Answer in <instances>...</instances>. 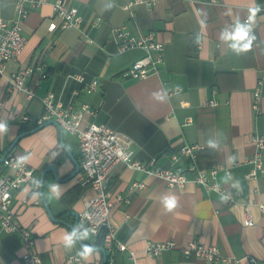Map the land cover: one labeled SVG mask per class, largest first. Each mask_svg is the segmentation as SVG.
Segmentation results:
<instances>
[{"label": "crops", "instance_id": "obj_1", "mask_svg": "<svg viewBox=\"0 0 264 264\" xmlns=\"http://www.w3.org/2000/svg\"><path fill=\"white\" fill-rule=\"evenodd\" d=\"M54 1L28 6L22 29L26 45L16 60L6 64V74L26 66L41 67L26 78L37 96L28 99L11 90L6 78H0V123L7 124V131L0 133V152H6L23 123L37 122L44 112L40 98L49 92L71 109L89 104L94 112L85 114L84 124L99 121L130 135L136 159L156 157L158 165L168 166L173 152L186 144H201L198 161L202 167L222 165L230 169V173L220 169L216 181L232 193L234 200L192 182L183 188H170L155 176L116 163L108 181L114 200L111 222L117 228L118 240L128 248L120 251L118 262L133 264L129 255L134 251L135 264H207L179 249L163 251L159 257L144 253L148 242L174 239L179 244L198 240L217 245L220 254L230 258L219 264H264V211L259 208L264 202V171L254 178L247 176L253 169L249 159L256 151L252 135L264 138V83L258 106H253L254 90L264 77V0H145L128 10L124 5L132 0H69L84 20L79 27L68 29H61ZM15 3L17 0H0L1 18H16ZM254 8L259 11L253 21V46L236 55L220 40V32L237 19L247 22ZM97 18L99 24L92 26ZM121 25L135 36L153 31L164 43V62L158 74L138 79L122 76L144 51H119L113 30ZM77 73L86 81L99 79L100 85L87 93L83 83L71 77ZM156 94L164 99H157ZM212 100L215 104L209 103ZM24 115L30 119L23 120ZM59 135V127L47 124L22 136L11 153L27 156L37 175L54 163L65 178L75 164ZM62 136L80 161L79 135L63 129ZM209 139L218 147H209ZM134 182L144 185L132 190ZM78 183V174L59 181L51 172L45 175L44 199L64 222L51 218L41 197L32 198V186L14 193L11 205L16 220L32 229L42 264H68L67 255L80 250L79 243L65 248L63 239L71 230L67 223L75 221L70 212H81L85 200L94 194L91 188H82L68 209L62 197ZM49 184L60 185L58 199L50 197ZM165 195L176 198L171 211H165L160 203ZM247 204L255 220L252 226L243 222ZM66 210L68 213L62 215ZM84 242L100 245L101 238L96 240L92 235ZM24 253L20 233L0 229V264H29ZM102 260L99 250L82 257L80 264H101Z\"/></svg>", "mask_w": 264, "mask_h": 264}, {"label": "built area", "instance_id": "obj_2", "mask_svg": "<svg viewBox=\"0 0 264 264\" xmlns=\"http://www.w3.org/2000/svg\"><path fill=\"white\" fill-rule=\"evenodd\" d=\"M68 1L55 0L52 3L55 16H58L62 21L61 29L79 27L84 20L78 7ZM206 1L210 3L217 2V0ZM45 2L47 0H17V3H15L17 12L15 19L9 21L0 16V78H6L11 90L25 94L28 99L35 98L37 94L34 87L26 83V78L36 68L41 69V67L26 66L6 74V64L10 60H16L26 45V37L22 29L23 22L29 12L28 6L35 8ZM144 2L146 1L132 0L124 5V9L128 10L132 5ZM147 4L151 5L152 3L147 2ZM98 24L99 18L92 22V26ZM113 32L120 52L131 49H142L144 51L143 56L136 59L129 68L122 71L123 77L138 79L159 73L160 65L164 62V43L157 39L153 31L142 36H135L128 27L121 25L115 27ZM71 77L83 83V88L87 93L95 91L100 85L99 79L93 78L86 81L82 73L73 74ZM263 83L264 77L258 80L257 87L254 90V108L258 106ZM40 100L44 112L37 119L38 124L49 119H55L63 129L79 135L80 172L78 173V182L81 186L89 187L94 192L91 197L85 200L84 207L79 212V223L85 224L91 235L99 238L103 236L106 252L111 254L105 264H117L114 256L115 251L128 249L125 243L118 240L117 228L111 222L114 200L108 189V181L115 164L118 162H122L133 170L155 176L163 180L170 188H183L192 182L203 185L208 190L219 191L227 196L229 200H234L232 193L216 181L220 169H225L227 173H230V169L222 165H213L209 168L202 167L198 161V154L203 147L201 144L193 143L182 146L178 151L172 153L170 157L172 164L168 166L158 165L156 157L142 161L134 157V140L130 135L115 130L105 123H99V121L84 124L85 114L94 112L89 104H83L80 109H71V107H65L53 92L47 93ZM209 103L215 104V101L212 100ZM29 119L28 115L23 116V120ZM251 140L255 144L256 151L253 157L249 159L253 169L247 176L254 178L259 172L264 171V138L259 134H253ZM18 158L13 153H9L0 163V229L7 232H19L25 248L24 260L29 264H42V259L35 248V236L31 231L32 229L20 225L11 205L14 193L27 185L34 188L33 181L40 179V175L36 174L35 168L30 166L27 161L18 165ZM142 185H144L143 182H134L131 189L133 190ZM118 199L122 200L123 198L119 196ZM259 208L264 211V202L259 203ZM243 222L247 226H252L255 223L249 211V204L245 206ZM104 225H106V228H104ZM171 249H179L186 256L193 254L197 259L204 260L207 264H219L230 259L220 254L217 245H206L198 240H190L185 244H179L174 239L151 241L147 243L144 253L148 256L159 257L163 251H171ZM67 256L66 263L68 264H80L82 262V257L76 253ZM129 256L135 264L134 251H130ZM251 260L255 262L256 258L252 257Z\"/></svg>", "mask_w": 264, "mask_h": 264}, {"label": "clouds", "instance_id": "obj_3", "mask_svg": "<svg viewBox=\"0 0 264 264\" xmlns=\"http://www.w3.org/2000/svg\"><path fill=\"white\" fill-rule=\"evenodd\" d=\"M107 7H112L111 3ZM259 11L258 8L252 9V15L247 22H240L238 19L231 25L226 26L220 32V40L227 43L228 48L236 55H241L251 50L255 36L252 35L253 21L255 13ZM156 98L163 100L164 97L160 94H156ZM7 131V124L0 123V133ZM208 146L215 149L218 144L215 140L209 139ZM28 159L27 156H21L18 158V165L23 164ZM34 189L31 192V196L34 199L40 198L43 194L39 191L44 185L42 179H36L33 181ZM49 195L51 198L58 199L61 195V187L59 184H49ZM160 203L163 205L165 211H171L176 206V198L174 196H163L160 199ZM155 228L156 225H153ZM90 238L89 228L83 224L78 223L64 236V246L67 249L73 248L77 243L80 244V250L78 255L83 258H87L92 254H98L99 248L94 244H86L84 241Z\"/></svg>", "mask_w": 264, "mask_h": 264}, {"label": "water", "instance_id": "obj_4", "mask_svg": "<svg viewBox=\"0 0 264 264\" xmlns=\"http://www.w3.org/2000/svg\"><path fill=\"white\" fill-rule=\"evenodd\" d=\"M50 123H53L55 124L57 127H59V131H60V142L63 146V149H65L68 154L70 155V157L72 158L74 164H75V168H74V171L72 170L70 172V174L66 175L65 178H62L59 174V167L58 165L54 164V163H50L48 164L42 171L41 173V176L40 179H42L43 181L45 180V175L48 173V172H51L54 176V178L56 180H66V179H70L72 177H74L76 174H78L80 172V162L77 158L74 157V155L71 153V151L67 148V146L65 145L64 143V140H63V128L62 126L59 124V122H57L55 119H49V120H46L45 122H42L40 124H38L37 126H35L34 128H31L30 130H27V131H23L21 133H19V135H17L15 137V139L9 144L8 148L6 149V152L3 153V155L0 157V163L4 160V158L9 154L11 153V151L14 149V147L17 145L19 139L26 135V134H29V133H32L34 132L35 130H38L39 128L47 125V124H50ZM43 190H44V185L43 187H41L39 189V191L43 194ZM41 198L43 199V202H44V205L46 206L47 208V211H48V214L51 216L52 219L54 220H57V221H60V222H64V218H57L50 206H49V203H47V201L44 199V196L42 195ZM71 216H74L75 217V221L74 223H67L70 228L72 229L73 227H75L76 224L79 223V213L76 212V211H71L70 212ZM104 228H106V225H104ZM99 237H96V240H98ZM103 236L101 237V243L100 245L98 244H94L95 246H97L99 248V250L102 252V255H103V260H102V263L101 264H105V261H106V257H107V252H106V248L104 247V243H103ZM85 243V242H84ZM80 245V244H79Z\"/></svg>", "mask_w": 264, "mask_h": 264}, {"label": "trees", "instance_id": "obj_5", "mask_svg": "<svg viewBox=\"0 0 264 264\" xmlns=\"http://www.w3.org/2000/svg\"><path fill=\"white\" fill-rule=\"evenodd\" d=\"M38 125V122H27V123H23L22 127H21V132L24 130H30L31 128L35 127ZM4 152H0V157L3 155ZM81 188V189H80ZM82 188H84V186H81L79 183L76 186V188L70 190L69 192H67L63 197H62V201H64V203H66L68 205V209L71 206V201H75L76 198H78V196L82 193ZM68 213V210H66L62 215ZM120 251L116 250L114 253L115 256V260L117 264H120L117 260L118 256H119ZM111 254L107 253V260L110 258ZM107 263V262H106Z\"/></svg>", "mask_w": 264, "mask_h": 264}, {"label": "rangeland", "instance_id": "obj_6", "mask_svg": "<svg viewBox=\"0 0 264 264\" xmlns=\"http://www.w3.org/2000/svg\"><path fill=\"white\" fill-rule=\"evenodd\" d=\"M90 236H92V235L90 234Z\"/></svg>", "mask_w": 264, "mask_h": 264}]
</instances>
